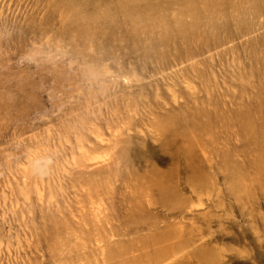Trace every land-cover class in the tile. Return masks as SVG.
Masks as SVG:
<instances>
[{"label": "bare ground", "instance_id": "bare-ground-1", "mask_svg": "<svg viewBox=\"0 0 264 264\" xmlns=\"http://www.w3.org/2000/svg\"><path fill=\"white\" fill-rule=\"evenodd\" d=\"M220 5L221 0H87L81 11L68 8L82 34L88 35L89 29L118 26L107 25V18L118 13L125 18L119 28L125 25L147 33L157 29L160 42L153 45L155 64L151 68L155 74L147 83L136 79L125 86L113 82L115 78L108 80L132 90L135 99L121 96L116 104L125 112L141 105L147 130L134 131L142 117H119L113 110L110 119L103 120L112 139L104 136L99 125L100 131L90 125L93 142L73 160L68 175L65 173L61 184L56 185L76 189L72 207L77 220L71 226L58 219L55 222L60 231L53 233L51 246L61 250L56 259L59 264H222L223 255L228 259L232 255L214 243L234 226L236 214L248 226H240L242 232L261 242L264 97L257 101L256 111L240 106L224 110V104L243 102L235 86L242 89L249 78L246 71L242 75L239 63L233 70L237 74L232 72L221 81L222 89L215 93L211 88L216 81L214 62L218 60L210 52L232 37L224 27L225 40L209 32L212 28L221 34V28L213 23L222 19L218 17L222 14ZM175 8L176 15H167ZM250 46L256 49L255 43ZM234 49L217 54H228L233 62L237 58ZM205 54L206 58L196 60ZM257 110L260 115H256ZM117 126L120 132L114 130ZM140 133L147 137V144L137 141ZM98 151L103 155H90ZM155 155H159L157 161ZM164 160L169 162L166 168L159 165ZM37 168L41 173L31 169L32 176L35 171L41 174L38 177L47 175V170ZM27 173V177L31 175ZM219 180L224 188L219 187ZM49 181V185L53 183ZM52 189L47 194L49 199L57 194ZM143 231L146 233L141 234ZM73 241L78 247H70Z\"/></svg>", "mask_w": 264, "mask_h": 264}, {"label": "rangeland", "instance_id": "rangeland-1", "mask_svg": "<svg viewBox=\"0 0 264 264\" xmlns=\"http://www.w3.org/2000/svg\"><path fill=\"white\" fill-rule=\"evenodd\" d=\"M85 1L0 0V264H59L56 259L61 250H52L51 246L56 230L60 231L55 222L58 219L63 225L65 222L64 226H71L77 216L72 207L76 189L63 186L62 190L57 186L73 167V160L79 159L83 149L93 142L89 128L99 125L103 130L97 127L98 130L112 139L106 121L114 110L119 117H142L144 120L135 125L134 131L147 130L141 105L125 112L116 104L121 96L135 99L132 90L113 82L130 86L136 79L143 83L152 79L153 45L160 42L159 30H154L155 35L125 25L119 28L125 18L117 13L107 18V25L118 26L89 29L88 35L82 34L68 8L81 11ZM253 2L259 9L252 6ZM218 10H222L218 16L222 19H214L213 23L221 30L227 29L232 37L210 52L218 60L217 64L214 62L216 81L211 88L215 93L222 89L221 81L231 77L239 63L242 75L246 71L249 78V83H243V90L235 86L243 102L224 104V110L240 106L256 111L257 101L264 97V0H221ZM176 14V8L167 12ZM209 32L215 38L227 37L223 30L216 34L209 28ZM251 43L256 44L255 50ZM233 46L235 61L228 54H217ZM256 115H260L258 110ZM120 129L117 126L114 130ZM140 136L136 140L147 144V137L143 133ZM90 155L100 157L103 152ZM158 159L159 155H155L154 160ZM161 163L166 168L169 162ZM37 167L47 170V175L38 177L41 170ZM31 169L40 173L34 170L36 175L32 176ZM27 170L31 174L28 177ZM225 186L219 180V187ZM40 188L42 192L38 193ZM50 189L57 193L51 199L47 195ZM240 226L248 227L245 219L236 214L234 226L214 243L232 255L230 259L223 255L222 264H264V236L258 242L250 233L242 232ZM73 242L70 247H78Z\"/></svg>", "mask_w": 264, "mask_h": 264}]
</instances>
